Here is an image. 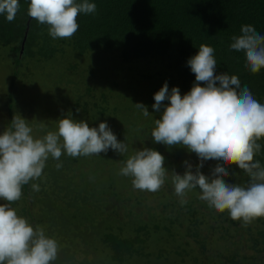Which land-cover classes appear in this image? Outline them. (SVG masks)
I'll return each mask as SVG.
<instances>
[{"label":"rangeland","instance_id":"rangeland-1","mask_svg":"<svg viewBox=\"0 0 264 264\" xmlns=\"http://www.w3.org/2000/svg\"><path fill=\"white\" fill-rule=\"evenodd\" d=\"M32 61L24 60L13 79L16 68L12 57L8 49H0V134L7 128L9 118L21 115L30 122L33 136L41 138L47 131L57 130L58 119L71 116V104L82 97L81 103L85 102L87 108L72 118L84 120L90 127L106 122L117 140L126 143L129 149L123 156L110 149L99 156L72 158L62 154L59 160L49 157L42 176L33 181L40 190L29 188L32 191L26 195L22 188V197L13 208L34 228L41 226L47 236L58 241L59 252L53 264H120L109 259V252L101 244L100 237L107 230L133 236L139 227L146 228L149 233L143 256L127 258L121 264H189L192 258H197L198 264L203 262L195 238L189 237L194 230H191L193 219L169 206L166 184L155 193L134 190L131 178L119 175L124 162L135 150L150 148L164 156L168 149L175 147L151 145L153 141L150 140L154 121L160 118L152 105L154 94L166 82L164 67L155 60L124 64L116 55L93 52L77 56L70 50L53 60ZM12 79L14 89L10 90ZM189 91L184 90L181 95ZM101 97L107 103L99 102L105 108L103 115H98L100 108L97 110L93 103ZM9 103H12L10 114ZM137 103L148 108V117L135 107ZM177 146L188 152L182 145ZM58 163H62L59 169ZM211 163L215 168L217 162ZM179 167L180 162L175 169ZM171 176L168 175L165 181L169 186L173 185ZM226 182L246 185L232 173ZM173 194L176 196L174 187ZM200 194L194 190L188 192L187 203L196 204L199 208L195 215L202 223L210 224V218H213L210 211L214 209L198 198ZM4 203L7 201L0 200V204ZM28 209L33 222L27 216ZM205 223L197 229L200 240L210 233ZM229 236L233 238L220 241L221 235L214 233L205 242L206 251L227 253L239 249L236 245L238 236L234 232Z\"/></svg>","mask_w":264,"mask_h":264},{"label":"clouds","instance_id":"clouds-1","mask_svg":"<svg viewBox=\"0 0 264 264\" xmlns=\"http://www.w3.org/2000/svg\"><path fill=\"white\" fill-rule=\"evenodd\" d=\"M19 10V0H0V15L8 22L15 20ZM96 11V4L88 0H30L27 15L48 25L53 39H70L79 30L78 16ZM241 33L232 37L230 50L243 53L246 68L258 74L264 70V35L252 25H243ZM187 64L195 75L188 93L182 96L178 87L169 90L165 82L154 94L152 108L160 118L155 119L151 131L153 142L168 147L182 145L199 159L195 170L185 161L183 175L172 172L171 182L181 205L188 202V192L199 188L198 198L209 208L220 214L227 212L233 221L247 226L264 218V166L254 159L261 151L258 141L264 138V104L247 86L241 87L237 76L217 74L213 47L201 44ZM135 107L145 117L150 115L145 105L137 103ZM32 133L30 122L14 115L0 134V200L7 201L0 204V264H53L57 258L58 241L47 236L41 226L34 228L11 207L21 199L23 186L42 176L49 157L99 156L110 149L123 156L129 151L106 122L90 127L84 120L67 116L58 119L57 130L47 131L41 138ZM206 161L217 162L207 176L201 171ZM164 164L160 152L143 148L128 156L119 175L130 177L134 190L155 193L168 179ZM232 165L247 174V185L226 182L227 168ZM56 167L61 168L62 163ZM31 187L40 190L36 183Z\"/></svg>","mask_w":264,"mask_h":264},{"label":"trees","instance_id":"trees-1","mask_svg":"<svg viewBox=\"0 0 264 264\" xmlns=\"http://www.w3.org/2000/svg\"><path fill=\"white\" fill-rule=\"evenodd\" d=\"M76 2L83 3L84 0ZM88 2L95 3L97 11L87 15L81 13L78 16L79 30L70 39H53L48 34V25L39 24L30 18L27 15L30 0H19L20 10L13 22H8L4 15H0V49H8V54L10 53L12 57L16 68L13 79L24 60L41 63L62 56L68 50L77 56L97 52L116 55L124 64L135 61H158L164 67L163 76L170 86L169 89L178 87L182 92L191 90L195 81V75L187 62L197 54L201 44H206L215 49L217 74L237 76L241 87L247 86L253 96L264 104V70L258 74L251 73L245 66L243 53L230 50L232 37L242 34L243 25H252L259 34L264 35V0H88ZM13 79L10 90L14 89ZM9 100L11 101V96ZM82 100V97H78L73 101L70 106L71 116H75L77 110L79 112L87 108L85 102L81 103ZM94 102L93 106L97 110L100 108L98 115H103L105 105L100 103H107L106 99L101 97ZM11 108L12 103H9V114ZM11 121L12 118H9L7 127ZM150 140L153 141V138ZM258 143L261 144V151L254 159L264 166V138ZM154 144L153 142L151 145ZM164 157V167L168 170V175H172L174 170L183 175L186 170L185 161L192 166L199 164L195 153L185 152L180 146L168 149ZM189 157L193 158L190 160ZM179 162L181 167L175 169ZM211 162L215 161H206L204 164L208 163L207 165L211 167ZM207 165L201 169L206 176L211 174L214 168L212 165V170H209ZM227 170L229 174L239 176L246 185L249 182L247 174L235 165L228 167ZM31 183L33 182H30V186H23L24 194L32 191L31 189L29 191V188H32ZM165 184L171 202L169 206L177 209V212H185L191 220L193 219L190 227L194 230L189 233V237L195 238L201 250L203 262L200 264H264V218L244 226L240 221H233L227 212L220 214L211 210L213 218L211 217L212 220L210 218V224L203 222L207 224L205 227L209 229V236L200 240L197 229L203 223L195 215L198 206L194 203L181 205L179 197L173 194L174 186H169L167 182ZM194 191L200 192L199 188ZM16 205L17 201L11 206ZM27 216L33 222V215L29 209ZM232 232L238 236L237 241H241L236 242L239 249L227 253L218 250L206 251L205 242L214 233L221 235L220 241H227L233 238L229 236ZM148 235L144 227L137 228L133 236H123L120 232L115 234L107 230L100 237V242L109 252V259L121 264L127 258L143 256L142 250L149 238ZM242 251L246 253H240ZM197 260L192 258L189 264H198Z\"/></svg>","mask_w":264,"mask_h":264}]
</instances>
